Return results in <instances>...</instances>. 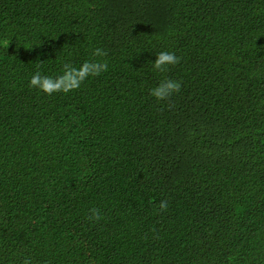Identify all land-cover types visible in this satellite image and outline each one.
<instances>
[{"label":"trees","instance_id":"1","mask_svg":"<svg viewBox=\"0 0 264 264\" xmlns=\"http://www.w3.org/2000/svg\"><path fill=\"white\" fill-rule=\"evenodd\" d=\"M25 259L264 264V0H0V264Z\"/></svg>","mask_w":264,"mask_h":264},{"label":"clouds","instance_id":"2","mask_svg":"<svg viewBox=\"0 0 264 264\" xmlns=\"http://www.w3.org/2000/svg\"><path fill=\"white\" fill-rule=\"evenodd\" d=\"M93 57H105L107 52L102 48H95L92 52ZM180 57L174 52L161 51L156 54V59L153 62V69L164 73L169 66L177 65L180 62ZM108 70V64L102 60H90L83 62L79 67L73 66L71 63L63 65L62 74L52 77L42 75L40 70H37L31 77L29 86L36 88L47 95L62 92L68 93L80 88L82 83L89 77H96ZM182 84L179 81L164 78L160 83L150 90V95L157 100H168L173 94L181 91ZM161 211H166L168 208L167 200H161L157 205ZM99 209L93 208L90 210V220L99 221ZM23 264H31L29 259H25Z\"/></svg>","mask_w":264,"mask_h":264}]
</instances>
